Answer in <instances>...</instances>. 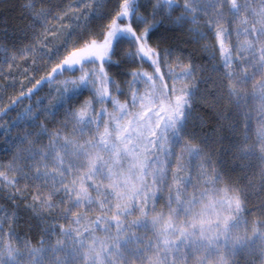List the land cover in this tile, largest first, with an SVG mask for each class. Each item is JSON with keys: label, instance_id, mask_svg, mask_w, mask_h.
Returning <instances> with one entry per match:
<instances>
[{"label": "snow or ice", "instance_id": "1", "mask_svg": "<svg viewBox=\"0 0 264 264\" xmlns=\"http://www.w3.org/2000/svg\"><path fill=\"white\" fill-rule=\"evenodd\" d=\"M19 61L0 264H264V0H25Z\"/></svg>", "mask_w": 264, "mask_h": 264}, {"label": "trees", "instance_id": "2", "mask_svg": "<svg viewBox=\"0 0 264 264\" xmlns=\"http://www.w3.org/2000/svg\"><path fill=\"white\" fill-rule=\"evenodd\" d=\"M24 2H25V0H11V3L14 5V7L9 8L7 10L0 7V26H3L5 24H8L10 26H15L16 24H18L19 18L21 16V6L23 5ZM69 2H71V0H65V3H69ZM53 23H55V22H53ZM9 30L11 31V27ZM17 64H18V67L12 69L14 80H15L17 86L15 89L8 88L6 93H0V94L5 95V97H6L5 100L2 103H0V106H2V107L7 106L8 98L19 96L21 83L24 85H27V87H32L33 84L35 83V80H33L32 83H29L28 79L25 78V76L22 74L24 71V68L26 67L25 62L19 61V62H17ZM27 67H28V76L29 77L35 75V78L39 79L41 76L46 75V72H44V71H39V72L33 73L32 66L27 65ZM37 67H43V64L38 62ZM7 83H9L8 80H0V86H3ZM46 86L47 85H44L43 89L39 92L38 96L33 97L32 100H23L17 106L16 111L9 113V116L4 117V120L2 122L3 123H10L11 120L16 119L17 113L21 112L29 104L35 103V100L40 98V97H46L48 90H49ZM13 135H15V131L13 132ZM4 140H5V137L0 136V160H6L7 159V155L3 151Z\"/></svg>", "mask_w": 264, "mask_h": 264}, {"label": "rangeland", "instance_id": "3", "mask_svg": "<svg viewBox=\"0 0 264 264\" xmlns=\"http://www.w3.org/2000/svg\"><path fill=\"white\" fill-rule=\"evenodd\" d=\"M48 88V86H46Z\"/></svg>", "mask_w": 264, "mask_h": 264}]
</instances>
